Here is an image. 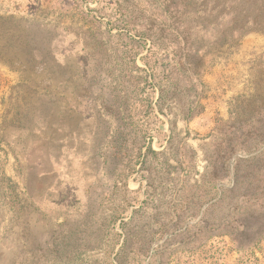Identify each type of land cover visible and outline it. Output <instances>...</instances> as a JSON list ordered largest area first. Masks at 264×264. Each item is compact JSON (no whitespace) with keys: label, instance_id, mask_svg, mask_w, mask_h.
<instances>
[{"label":"rangeland","instance_id":"obj_1","mask_svg":"<svg viewBox=\"0 0 264 264\" xmlns=\"http://www.w3.org/2000/svg\"><path fill=\"white\" fill-rule=\"evenodd\" d=\"M39 2L37 19L79 33L84 114L2 45L0 264H264V0ZM35 124L33 154L61 156L67 191L12 210L8 134Z\"/></svg>","mask_w":264,"mask_h":264},{"label":"crops","instance_id":"obj_2","mask_svg":"<svg viewBox=\"0 0 264 264\" xmlns=\"http://www.w3.org/2000/svg\"><path fill=\"white\" fill-rule=\"evenodd\" d=\"M39 6H41L39 0H15L10 4L5 0H0V18L10 17L18 22L17 25H11L8 29L0 28V50L3 44L9 43L10 50L30 51L32 55L29 64L35 65L36 69L26 72L31 73L27 80L46 82L49 86L48 91L53 94L61 93L65 101L81 99L77 109L71 105L66 108L71 113L84 114L82 101L84 94L79 91L85 85L82 80L83 71L79 66L78 49L81 42L79 33L66 26H52L48 22L44 23L37 19L34 9H38ZM6 34H10L9 40ZM71 65L74 71L70 69ZM66 70L73 72L66 76L64 75ZM41 109H35L32 112L44 113L43 107ZM83 119L84 117L78 125L81 126L80 131V128L77 131L70 127L68 129L67 125L58 129L56 135H59L61 143L57 141L56 135L53 143L68 146L69 140H76L78 134L83 133ZM48 133L49 129L41 127V124H35L24 129H13L8 134L7 143L15 148V160L20 166H24L20 172L17 171L15 174L7 172L1 174V179L8 180L15 188L14 192L21 195V200L10 206L12 210L27 208V204L36 205L39 209H49L50 204L59 201V197L55 196L56 192L59 194L67 191L68 186L64 184L66 179L62 177L61 156L51 158L49 151L33 154L35 150L33 147H42L46 144L44 141ZM51 135L54 136L53 130ZM21 147H24L25 152ZM30 150L31 153H29Z\"/></svg>","mask_w":264,"mask_h":264}]
</instances>
